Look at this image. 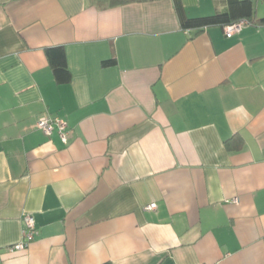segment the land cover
Masks as SVG:
<instances>
[{
	"label": "crops",
	"instance_id": "0c3cea01",
	"mask_svg": "<svg viewBox=\"0 0 264 264\" xmlns=\"http://www.w3.org/2000/svg\"><path fill=\"white\" fill-rule=\"evenodd\" d=\"M229 1L0 0V264H264V0L183 25Z\"/></svg>",
	"mask_w": 264,
	"mask_h": 264
},
{
	"label": "trees",
	"instance_id": "16d2710c",
	"mask_svg": "<svg viewBox=\"0 0 264 264\" xmlns=\"http://www.w3.org/2000/svg\"><path fill=\"white\" fill-rule=\"evenodd\" d=\"M254 16L255 7L252 1L230 0L226 12L217 13L209 17L185 19L183 25L185 28L197 30L210 26H221L225 30L227 26L245 20H249L247 22L251 24ZM262 22L264 23V19H262ZM54 72L59 80L65 75H67L68 78L70 77L64 53L63 56L61 54V59L55 64Z\"/></svg>",
	"mask_w": 264,
	"mask_h": 264
},
{
	"label": "built area",
	"instance_id": "2783aa9c",
	"mask_svg": "<svg viewBox=\"0 0 264 264\" xmlns=\"http://www.w3.org/2000/svg\"><path fill=\"white\" fill-rule=\"evenodd\" d=\"M246 24H248L247 21H241L239 23H235L233 25L227 26L225 28V35L228 38L233 37L235 34H238L239 32H241L243 29V26H245ZM36 126L48 136L57 132L65 143L68 142L69 130H68V124L66 123V121L60 118H51V117L46 116V117H42L41 119H39ZM156 207H157L156 204L153 203L146 209L154 210L156 209ZM24 221L26 224V229L23 234L24 240L12 248V250L14 251H26L38 234L36 223L32 216L27 215Z\"/></svg>",
	"mask_w": 264,
	"mask_h": 264
}]
</instances>
